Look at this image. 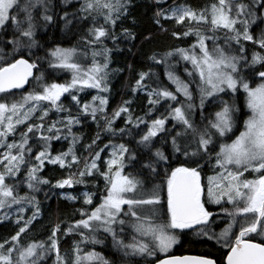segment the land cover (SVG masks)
<instances>
[{
	"label": "snow or ice",
	"instance_id": "snow-or-ice-1",
	"mask_svg": "<svg viewBox=\"0 0 264 264\" xmlns=\"http://www.w3.org/2000/svg\"><path fill=\"white\" fill-rule=\"evenodd\" d=\"M61 2L67 4L70 0ZM156 3L163 4L164 0H156ZM130 4L131 0H83L78 14L70 16L64 11L59 20L64 22L65 28L72 25L73 19L91 20L92 26L84 40L91 49V64L84 65L78 60L76 48L46 49L48 67L70 72V81L40 83L38 91L21 94L20 99L9 102L5 97L13 94V89L24 88L33 77V70H39L44 57L33 51L42 47L37 39L38 29L55 24L58 14L52 0H0V94H4L0 97V149H3L0 152V209L17 205L23 213L24 204L36 209L10 240L0 243V264H44L52 253L55 254L53 264H68L60 254L57 238L62 231L60 224L52 228L47 241L21 245L20 236L39 213L35 193L41 191V185L50 184L40 175L45 164L58 165L62 169L79 165L82 158L77 156L74 145L80 137L72 133V128L82 123L81 117L90 116L96 121L98 114L105 120L104 130L108 132L113 131L112 124L122 114L126 115V125L131 124L134 128L144 125L136 141L138 147L148 152V159L139 161L141 169H147L150 175H159L158 169L166 166L165 179L151 191L138 194L143 181L131 173L124 174V169L137 161L138 154L125 144L111 146L110 159L103 161L105 168L102 171L98 164L100 152L91 151L99 139L97 133L91 144L85 145L90 156L83 158V168L69 171L65 178L51 185L59 189L72 188L93 175L104 180L99 203L93 205L95 193H82L83 204L92 207L77 209L80 219L66 224L63 230L65 235L74 233L81 237L73 246L71 264H110L100 253L84 251L80 247L81 244L102 243L96 235L101 231L111 236L113 246L124 257L148 258L156 256L157 252L168 253L179 242L174 230L197 227L198 235L227 248L224 264H264V15L259 14L264 9V0H258V5L252 0L249 3L214 0L209 7L199 11L177 5L156 12L157 24L160 17L174 20L177 25L187 21L186 30L182 34L174 31L172 36H194L195 43L190 48L169 51L159 59L156 55L150 57L155 63L167 66L168 59L178 55L191 65V70L185 68L187 76L192 78L188 82L166 67L165 74L175 85V91L161 85L151 87L146 83L149 72L138 74L132 92L145 93L150 106L145 116L149 119L133 118L130 100L123 101L108 117L105 115L108 99L99 94L109 90L107 76L112 51L103 46V42L105 39L115 42L113 29L117 21L128 14ZM201 24L207 26L211 35L201 30ZM220 32L224 33L223 37L217 35ZM124 35L134 38L128 29H124ZM220 39H223V45L217 42ZM207 41L212 42L211 48ZM243 42L258 49L250 58ZM233 44L238 47L234 48ZM97 45L101 47L97 49ZM34 78L43 81V73ZM191 83L196 84L199 95L201 124L193 118L197 105L193 103ZM86 89H95L98 94L92 96L91 101L82 103L78 94ZM241 92L247 112L235 103L236 94ZM222 93L230 95L232 102L221 98ZM178 94L185 98L184 101L178 100ZM65 95L70 98L67 107L61 99ZM209 100L218 110L205 116L204 109ZM162 101L170 103L159 116L152 117ZM72 107L76 108V115L72 114ZM52 110L67 115L45 127V120ZM37 112L40 122L29 123ZM238 119L242 130L237 128ZM170 121L174 122L172 128L167 127ZM20 125H26L20 139L8 142ZM119 131L124 133L125 129ZM230 133L234 138L229 137L230 142H227L223 138ZM69 137L67 151L53 155L52 141ZM32 138L34 144L29 143ZM157 138L164 143L170 142L171 153L166 155L160 148L152 150ZM212 153L215 154V163L211 165L214 174L206 177L205 184L202 161L205 158L210 161ZM245 173L254 178L248 179ZM21 185L28 189L24 195L19 194ZM164 191L166 199L162 197ZM64 198L77 199L72 195ZM208 205H219L227 218L226 226L219 233L211 230V224L215 223L213 218L218 214L210 211ZM225 205H231V209ZM21 219L22 216L17 220L18 224ZM126 227L133 233L127 242L122 238ZM256 237L261 239L257 242ZM149 264L217 262L206 256H170Z\"/></svg>",
	"mask_w": 264,
	"mask_h": 264
},
{
	"label": "trees",
	"instance_id": "trees-1",
	"mask_svg": "<svg viewBox=\"0 0 264 264\" xmlns=\"http://www.w3.org/2000/svg\"><path fill=\"white\" fill-rule=\"evenodd\" d=\"M52 2L55 5L54 11L58 14L56 17V23L50 25L47 29H38L37 39L42 47L33 50L37 56L44 57V59L40 61L39 70H33V77L30 80L31 82L28 85V88L23 92H12L16 97V100L20 99L21 94L25 95L27 92L32 91L34 82L36 86H39L40 83L46 82L64 83L67 79V77L59 70H54L48 67L47 57L45 56L46 49H51L57 46L62 48H76L79 53V58L83 61L85 59L88 65L91 64V49L84 42L87 38V30L92 26L91 20L89 19L87 21H83L73 19L72 25H69L68 28H65L64 22L59 20V16H62L64 11H67L70 16L72 14H78V10L83 0H70L67 4L62 3L61 0H52ZM213 2L214 0H164L163 4L158 5L156 0H131V4L128 8V14L121 17L113 29L116 36L115 42H113L112 39H105L103 42V46L112 49L107 76V85L109 90L107 92L99 93L108 99L105 115L111 117L114 109L121 105L123 101L130 100L131 104L129 108L132 117H145V119H149V117L145 116V113L150 107L145 93L141 91L134 94L132 92V87L135 85L138 74L140 72H149L150 76L146 80V83L151 87L161 85L167 87L169 90L175 91V86L168 80L165 72L166 67H168L176 69L175 73L177 75H182L184 73L182 66L177 68L175 66L180 57L178 55L170 57L168 59L167 66L164 63H155L152 59H150V57L156 55L159 59L169 51H173L176 48H190V46L195 43L194 36L183 37L181 35L180 38L172 36V32L174 31L182 34V32L186 30L187 21H185L183 25H177L174 20H165L163 17H160V23L157 24L156 12L162 8L168 9L177 5L189 6L194 10L199 11L205 7H209ZM259 14L264 15V9H261ZM102 22L103 21L101 19L100 23ZM199 27L206 34L211 35V33L207 32L206 25L201 24ZM124 29H128L134 38L124 35ZM217 35L223 37L224 33L220 32ZM217 42L223 45V39H220ZM243 43L244 47L247 49V55L250 58L251 53L258 49L249 42ZM208 45L211 48L212 42L208 41ZM99 47L101 46H96L97 49ZM97 59L102 61L101 57H97ZM257 67L259 68V66ZM41 73H43V77H46V82H38L35 80L34 77L40 75ZM190 85H194L193 89L196 92L195 84L191 83ZM97 94V90L89 89L79 93L78 95L83 103L85 101H91L92 96ZM220 96L224 100H228L230 103L233 100L230 95L221 94ZM178 97V100H183L179 94ZM69 99L70 98H68L67 95L62 98L66 107L69 106ZM167 103L170 102L162 101L160 105H157L158 110L153 111L152 117L159 116L160 113L164 111ZM235 103L242 109L243 112H247V108L244 106L242 92L236 94ZM46 106L47 105L45 104V107ZM215 110H218V107L210 100L205 105L204 115L208 116L209 113ZM71 111L73 115H76L77 110L75 107H72ZM194 111L195 122L197 124H201L200 109L197 108V111L196 109H194ZM39 115L40 113L37 112L29 123H39L40 121L37 119ZM65 115H67V113H57L55 110L50 111L45 120V127H47V125L54 120L62 119ZM81 120V124L74 125L72 128V133L80 137L79 142L74 145V150L77 156L82 158L81 163L79 165H74L71 169H62L58 165L48 163L45 164L40 175L43 178L48 179L50 184L41 185V191L35 193L36 199L39 202V213L36 218L32 220L31 224L28 225L25 233L20 236L21 245H27L28 243L35 241H47L52 228L56 224H60L62 231L57 234L60 254L68 261V264H71V260L73 258V246L80 241L81 237L74 233V235H65L63 230L65 229L66 224L74 223L76 220L80 219L77 209L92 207L85 206L83 204L82 193L86 191L95 193L96 195L93 197V205L99 203V196L101 192H103L105 186L104 180L103 177L99 175H93L85 177V182L83 184H76L72 188L59 189L53 188L51 185L55 184L58 179L65 178L69 174V171L76 172L78 168H83V158L90 156V153L85 150V145L91 144L92 139L97 136V133H99V139L96 141V144L93 146L91 151L93 153L98 151L100 152L101 160L98 161V164L102 171L105 168L103 161L110 159V153L112 151L111 146L125 144L131 151L138 154L137 161L132 162L124 169L125 174L131 173L137 178L147 179L156 184L164 182L165 179L164 167L166 166L162 165L158 169L160 173L159 175H150L147 169H141L139 161L147 160L148 152L147 150L138 147L136 141L139 140L140 134L144 130V125H140V128H134L131 124L126 125V115L122 114L119 118L115 119L112 124L113 131L108 132L104 130L105 120L101 118L100 114H98L96 121H93L90 116L87 118L81 117ZM206 122L207 121H204L203 123ZM173 124L174 122L170 121L167 127L172 128ZM239 124L238 129L242 130V123L240 121ZM25 128L26 125L18 126L14 137L10 136L8 138V142H12L13 139L18 141L20 139V133L24 131ZM122 128L125 129L124 133L119 131ZM176 130H178V127ZM236 134H238V132ZM231 138H234V136ZM70 141L71 137L67 140L61 139L60 141H52V154L56 155L58 152L67 151ZM226 141L229 142L230 139ZM30 144H34V138L30 140ZM105 145H109V147L106 148ZM155 148H160L166 155L171 153L170 142L164 143L160 138H157L154 141V147L152 150L154 151ZM101 149L104 150L100 151ZM2 151L3 149H0V152ZM34 151H36L35 147ZM214 157L215 154L212 153V159L210 161L206 158L208 169L206 174L203 175L204 183L205 178L214 173V170L211 167V165L215 163ZM20 178L21 177H17V179ZM27 191L28 189L26 185H21L19 194L24 195ZM65 195H72L77 197V199L67 200L64 198ZM19 207L20 206L16 205V211L10 212L6 218H3L0 221V243L10 240L11 236L16 234L19 228L24 225V221L28 220V218L31 217L33 212L36 210L31 205L24 204V211L23 213H20ZM225 207L231 209L228 205H225ZM212 211L218 214L214 216V220H217V218L220 217L226 221V217L221 212V207ZM21 216L23 219H21L18 224L17 220L20 219ZM221 223L220 225L217 224L216 221L215 223H212L211 230L218 233ZM225 224L226 222H223L222 227H224ZM197 231L198 229L177 232V234H179L180 243L168 256H206L215 259L217 264H224V253L227 252V248H222L220 245L216 244L215 241H209L205 236L198 235ZM80 246L84 249V251H89L96 245L88 246V244H81ZM5 247H8V245H5ZM95 249L100 251L104 257H114L110 251H107L98 245ZM115 256L116 257L114 258L116 259L120 257L119 254L116 253ZM120 259L122 264H146L143 259L127 257ZM158 259H162V257H159ZM54 261L55 254L52 253L51 257H48L44 264H53Z\"/></svg>",
	"mask_w": 264,
	"mask_h": 264
},
{
	"label": "rangeland",
	"instance_id": "rangeland-1",
	"mask_svg": "<svg viewBox=\"0 0 264 264\" xmlns=\"http://www.w3.org/2000/svg\"><path fill=\"white\" fill-rule=\"evenodd\" d=\"M243 2L244 3H249V0H243ZM252 2H254V3H257V5H258V0H252ZM237 27H239V25H237ZM207 43H208V41H207ZM233 47L235 48V47H238V46H236L235 44H233ZM77 58H78V60L82 63V64H84V65H88L87 63H86V61H85V59H84V61L81 59V58H79V53L77 52ZM176 66V68L177 67H180V66H182V69H183V71H184V73L182 74V75H178L181 79H183V80H185V82H188L189 80H191L192 78L191 77H188L187 76V74H186V72H185V68H187V69H189V70H191V65L190 64H188V63H186L185 61H183V60H181L180 58H179V61H178V63L175 65ZM170 67H171V65H170ZM170 70H172V71H174V72H176V69H172V68H169ZM54 70H59V69H54ZM61 73H63L66 77H67V79L65 80V82L66 81H70V79H71V73L70 72H68V71H66V70H59ZM176 74V73H175ZM177 75V74H176ZM198 79V78H197ZM159 80V79H158ZM43 81L44 82H46V77H44V79H43ZM64 82V83H65ZM46 83H49V82H46ZM52 83V82H51ZM56 83V82H55ZM108 84V83H107ZM195 84V83H194ZM175 86V85H174ZM195 86H196V84H195ZM252 86H254V85H252ZM189 87H190V90H192L193 91V97H194V99H193V103L195 104V105H197V107L195 108L196 109V111H197V108H199V95H198V92L196 91L195 92V90L193 89V87H194V85H189ZM196 88V87H195ZM38 89H39V86H36V84H35V82H34V85H33V87H32V91H38ZM87 90H89V89H86L85 91H87ZM91 90H95V89H91ZM32 91H30V92H32ZM29 92H27L25 95H27ZM103 93V92H102ZM223 94V93H222ZM221 95V94H220ZM181 96V98L183 99L182 101H184V97L182 96V95H180ZM0 97H4V94H0ZM16 97L13 95V94H10V95H8L7 97H5V99H7L9 102H11V101H13V100H16L15 99ZM63 98V97H62ZM61 98V99H62ZM177 98L179 99V97L177 96ZM210 101V100H209ZM208 102V101H207ZM206 102V103H207ZM238 106V105H237ZM239 113H237V117H239ZM193 118H194V120H195V111H194V116H193ZM239 119H238V121H237V128L239 127ZM178 130H179V127H178ZM39 135V133H37V136ZM30 136H31V134H30ZM229 137H232V134L230 133V134H228V137H225V138H223L225 141L226 140H229ZM215 139V138H214ZM31 140V139H30ZM30 140H29V143H30ZM230 142V141H229ZM171 145V144H170ZM53 147V146H52ZM171 150V149H170ZM206 161H207V159L205 158V160L204 161H202V164H203V172H202V176L203 175H205L206 174V171H207V169H208V165L206 164ZM125 174V173H124ZM214 174V173H213ZM212 174V175H213ZM209 176V175H208ZM245 176L248 178V179H252V178H254V176L253 175H251V174H248V173H245ZM138 179H140V180H142L143 181V185H142V188L140 189V192L138 193V194H143V193H146V192H149V191H151L152 190V188L154 187V186H156V185H161V184H163V182L162 183H158V184H156V183H154V182H152V181H150V180H147V179H142V178H138ZM207 181H206V178H205V183H206ZM162 197H164L165 199H166V191H164V192H162ZM15 206L16 205H13L11 208H5V209H0V221L3 219V218H5L10 212H15L16 211V208H15ZM228 206H230L231 207V205H228ZM127 206H125V208H126ZM208 207H209V210L210 211H212V210H214V209H216V208H218V207H220L219 205H208ZM226 221H224L222 218H220V217H218L217 218V220H215L216 221V223L217 224H219L220 225V223L222 222H227V218L225 219ZM222 223H221V227L218 229V233L222 230V228H224L225 226H226V224H225V226L224 227H222ZM195 229H198V227L197 228H194V229H185V230H174V234H176L177 235V237H178V243L177 244H175V245H173V247L171 248V250L168 252V253H160V252H157L156 253V256H154V257H148V258H141V257H134V259H143L144 261H145V263L146 264H148L149 262H153V261H155V260H157L159 257H162V258H164V257H166V256H168L170 253H172V251H174V249H175V247L177 246V245H179V243H180V238H179V234H177V232H180V231H188V230H195ZM234 231H238V229H234ZM133 233H132V230H131V228H128V227H126L125 228V231H124V233L122 234V238H124L125 239V242H127L128 240H130L131 239V235H132ZM97 238L99 239V240H101L102 241V243H100V244H95L96 246L98 245V246H100L101 248H103V249H106L107 251H110L111 252V254H112V256H114V257H116L115 256V253L116 254H119V256L120 257H118L117 259L116 258H114V257H106L105 256V258L110 262V264H122V262H121V259L120 258H124V256H123V254H122V252L121 251H119L116 247H114L113 246V241H112V238H111V236L110 235H108V234H106V233H103L102 231L101 232H98L97 234ZM261 238L260 237H256V241L258 242L259 240H260ZM93 244H88V246H92ZM95 246V247H96ZM81 247V246H80ZM95 247H92V249H90L89 251H95V252H98V253H100V255H102L101 254V252L100 251H97V249H95ZM82 248V247H81ZM103 256V255H102ZM49 257H51V254L49 255ZM104 257V256H103ZM48 258V257H47ZM47 258H46V260H47ZM128 258V257H127Z\"/></svg>",
	"mask_w": 264,
	"mask_h": 264
},
{
	"label": "water",
	"instance_id": "water-1",
	"mask_svg": "<svg viewBox=\"0 0 264 264\" xmlns=\"http://www.w3.org/2000/svg\"><path fill=\"white\" fill-rule=\"evenodd\" d=\"M31 78L32 77L29 78V82H30ZM29 82L24 85V88H22V89H13L12 92L13 91H19V92L25 91L28 88ZM172 256H175V255H172ZM176 256H178V255H176ZM183 256H198V255H183ZM168 257H170V256H166V257H164L162 259H167ZM162 259H160V260H162Z\"/></svg>",
	"mask_w": 264,
	"mask_h": 264
},
{
	"label": "flooded vegetation",
	"instance_id": "flooded-vegetation-1",
	"mask_svg": "<svg viewBox=\"0 0 264 264\" xmlns=\"http://www.w3.org/2000/svg\"><path fill=\"white\" fill-rule=\"evenodd\" d=\"M31 80V79H30ZM31 82V81H30ZM30 82H29V84H30ZM15 92V91H14Z\"/></svg>",
	"mask_w": 264,
	"mask_h": 264
},
{
	"label": "bare ground",
	"instance_id": "bare-ground-1",
	"mask_svg": "<svg viewBox=\"0 0 264 264\" xmlns=\"http://www.w3.org/2000/svg\"><path fill=\"white\" fill-rule=\"evenodd\" d=\"M74 235V234H73Z\"/></svg>",
	"mask_w": 264,
	"mask_h": 264
}]
</instances>
